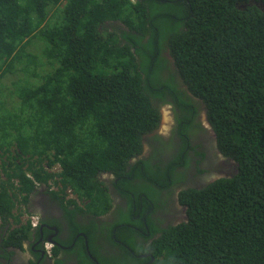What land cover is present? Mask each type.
Listing matches in <instances>:
<instances>
[{
	"label": "trees",
	"instance_id": "obj_1",
	"mask_svg": "<svg viewBox=\"0 0 264 264\" xmlns=\"http://www.w3.org/2000/svg\"><path fill=\"white\" fill-rule=\"evenodd\" d=\"M244 1L0 0V98L3 79L22 74L8 89L21 101L7 108L0 99V230L8 233L0 235L2 247L22 249L29 237L20 206L37 184L57 187L48 192L74 231L82 224L66 208L74 202L67 189L94 214L106 211L109 197L97 174L111 172L127 196V162L158 125V106L171 99L181 110L176 131L183 139L174 167L204 156L186 139L194 103L205 107L217 151L237 167L230 177L181 191L188 221L149 246V264H264V9L239 8ZM33 38L42 42V57L30 50ZM164 45L182 80L163 79ZM45 65L42 75L36 67ZM53 164L59 170L51 171ZM131 172L157 179L146 162ZM128 222L127 215L118 221L125 242ZM1 251L2 258L14 253Z\"/></svg>",
	"mask_w": 264,
	"mask_h": 264
},
{
	"label": "flooded vegetation",
	"instance_id": "obj_2",
	"mask_svg": "<svg viewBox=\"0 0 264 264\" xmlns=\"http://www.w3.org/2000/svg\"><path fill=\"white\" fill-rule=\"evenodd\" d=\"M262 0H247L243 3H239V8L245 9L249 5L259 6L264 9V3ZM162 55L166 58L165 69L162 70L164 80L170 79H181L177 70L176 64L169 54V49L164 45ZM199 103L198 98H194ZM159 102H157L158 104ZM171 99L168 102L162 103L158 106L160 117L162 119V109L167 110L168 115V128L161 130L156 128L148 133H145L142 137L143 149L142 152L137 154L134 158L128 160L126 167L129 174V185L130 188H123L127 196L121 195V182L116 179L113 173L108 172L107 177H98V181L103 182L106 186V193L109 197L110 206L106 211H101L98 214H94L90 209H86L84 203L75 197L76 202H71L66 206L67 209H73L74 215L73 220L82 224L81 229H86L84 232L78 227V230L74 231L71 228V219L66 215V212L61 209L60 203L49 192H37L33 190L31 193L34 195L31 202H27L25 208L38 209L42 217L53 218L56 217L62 224L64 229L53 234L56 241L60 244L56 251V258L62 259L63 264H83L80 263V256L84 259V264H145L141 261L134 259V256L130 252L134 246L145 241V239L151 240L154 236L157 237L165 227L174 226L177 222L182 221L186 217L184 206L175 204L174 202V187L176 182H179L178 188H187L186 182H194L198 186L206 185L218 178L214 177L215 174H206L199 178L195 176L184 174L185 166H176L174 169V162L176 155L182 156L183 139L179 136L177 127V114L178 109H175ZM194 103V102H193ZM194 122L189 131V135L186 137L190 146H196V148L204 152V156L199 166L205 168H211L214 172L227 174L225 167L218 163V156H216V144L215 134L211 129L210 124L206 119L205 107L203 104L194 103ZM161 119L159 120L161 122ZM159 122V123H160ZM214 151V153H213ZM189 153H194V149H189ZM184 156V155H183ZM137 162H146L148 166L152 168L153 176L158 178L162 182H171L166 188H161L164 192H169L172 200L168 198H162L164 192L160 196L157 193L151 191L149 188L155 189V184L148 181L140 176H135L131 172V168ZM194 167L198 164L194 160L190 162ZM190 165V167H191ZM189 168V166H188ZM218 168V170L216 169ZM187 169V168H186ZM224 170V171H223ZM178 173L184 180L178 179L175 182V174ZM231 174V173H229ZM216 178V179H215ZM125 184V183H124ZM42 190V188L39 187ZM180 191V190H179ZM147 193V195H145ZM144 195L147 201L152 199L157 200L156 207H153L145 201L143 204ZM137 197L138 202L135 203ZM66 199L70 198L66 196ZM133 202L131 208L129 202ZM165 203L166 206L158 208L161 203ZM145 207L146 211L142 213V208ZM143 214V215H142ZM124 215H127L131 222H128L129 230L124 231V236L130 235V239L122 240L117 237L120 234L121 228H124L122 223H118ZM42 222L40 221V225ZM6 229L0 231V235L5 236ZM150 233H153L150 235ZM90 240L92 246L89 247ZM0 253L2 249L6 251H13L14 253L7 257H0L1 264H54L55 257L47 255L40 247V243L32 235L22 243V250L25 248L24 253L20 248L15 246H8L6 248L0 241ZM128 243V244H127ZM85 248V252L81 253ZM91 255V256H90ZM139 256H143V253H137ZM136 256V255H135ZM87 257L88 260L85 258ZM96 260V261H95Z\"/></svg>",
	"mask_w": 264,
	"mask_h": 264
},
{
	"label": "clouds",
	"instance_id": "obj_3",
	"mask_svg": "<svg viewBox=\"0 0 264 264\" xmlns=\"http://www.w3.org/2000/svg\"><path fill=\"white\" fill-rule=\"evenodd\" d=\"M262 2V1H261ZM163 110H166L165 108H163L162 109V111ZM168 116V115H167ZM160 119H161V117H160ZM162 119H163V117H162ZM162 119H161V122L160 123H158V125L160 126L161 124H162ZM157 125V126H158ZM169 126H168V124L166 123V128H161V130H165V129H167ZM216 141V140H215ZM216 143V142H215ZM219 153V152H218ZM220 154V153H219ZM136 155H134V156H132V158H134ZM191 157V159L189 160V162H188V166H189V164H190V162L192 161V160H194L195 162H197L198 164V166L200 165V161H197L198 159L197 158H195V157H192V156H190ZM176 159V158H175ZM234 161V160H233ZM196 165V164H195ZM176 166H179V165H176ZM181 166H184V165H181ZM188 166H185L187 169H188ZM195 167V166H194ZM200 168H202L201 166H199ZM183 169V171L185 172L184 174H186V171H187V169ZM203 168H205L204 166H203ZM2 169V168H1ZM174 169H175V167H174ZM131 170V169H130ZM176 170V169H175ZM127 171V170H126ZM127 172H129V171H127ZM111 173V172H110ZM108 175V172H98V174H97V179H98V177L100 178V177H107V175ZM206 174H208V173H206ZM206 174H204V175H206ZM115 176V175H114ZM203 176V175H202ZM199 177H201V176H199ZM198 177V178H199ZM215 177V176H214ZM116 179H118V177H115ZM183 179L184 180V178L183 177H180V175L178 174V173H176L175 174V178H174V182H175V180L177 181L178 179ZM216 178H221V177H216ZM215 178V179H216ZM224 178V177H223ZM149 181V180H148ZM159 179L157 178L155 181H151V182H153L154 184H155V189H152V188H149L151 191H153V192H155V193H157V195L158 196H160L161 195V193L162 192H164V191H162L161 190V188H164V187H160V186H158V183H159ZM213 182V181H212ZM211 183V182H210ZM209 184V183H208ZM208 184H206V185H200V186H198V188H197V186H195V185H197L196 183H192V185H188L187 186V188L186 189H188V187H193V188H197V189H200V188H203V187H205V186H207ZM178 185H179V182H176V184H175V187H174V202H175V204L177 205V204H180V205H182V206H184V208H185V212H186V217H185V219L184 220H182V221H179V222H177L174 226H177V225H180V224H182V223H184V222H187L188 221V212H187V209H188V206L184 203V202H181L180 201V197H179V195H180V193H181V191H183V190H185V188H182V187H179L178 188ZM39 187L40 188H42V190L41 189H39ZM177 188V194H175V189ZM33 190H35V191H37V192H39V191H41V192H48L49 190H51L52 192H57L58 191V189H57V187H55V186H53V185H50V187L49 188H47L45 185H42V184H37L36 186H35V188L33 189ZM180 190V191H179ZM68 192H71V193H73L72 191H71V189H67V191H66V196H68ZM170 193H171V191H169V192H164V195L162 196V198H168V199H170V200H172V198H171V196H170ZM32 194V193H31ZM31 194H30V196H29V199L27 200V202H31V199L33 198L32 196H34L33 194H32V196H31ZM53 196H55V194L53 193L52 194ZM76 193H73V195L72 196H68L70 199L69 200H71V199H74L73 201L74 202H76V200H75V197H76ZM145 195H147V193H145ZM145 195H144V198H143V204H145V201H147V199H146V197H145ZM66 198V197H65ZM78 198V197H77ZM79 200H81V201H85L83 198H78ZM26 202V203H27ZM131 202V201H130ZM130 202H129V206H130ZM138 202V200H137V197L135 198V203H137ZM150 205H151V203H153V207H156V204H157V200L156 199H152V200H150V201H147ZM26 203L25 204H22L21 206H20V208L21 209H23V207H25V205H26ZM132 204H133V202H131ZM163 206H166V204L165 203H161L160 205H159V207L158 208H163ZM146 211V208L145 207H143L142 208V213H144ZM143 215V214H142ZM40 217H41V213L38 211V209H34L33 208V206L31 207V209H27V208H25V210L23 211V213L21 214V216H20V221L21 222H24V223H26L27 221H29V223H30V235H29V237L28 238H30L32 235H34L35 236V239L36 240H38L39 241V243H40V247H41V249L47 254V255H49L50 257L53 255V257H55L56 258V251H57V249H58V247L60 246V244L56 241V239H55V237H54V235L52 234L51 235V233H56L57 234V232H59L61 229H64L63 228V226H62V224L59 222V220L56 218V217H53V218H55L54 220L52 219V218H49L48 216L47 217H42V219H40ZM40 221L42 222V224L40 225ZM130 222H131V219H130ZM174 226H167V227H165V229L164 230H162L161 231V233L157 236V237H153V238H151V240H149L148 241V239H145V241L144 242H142V243H140V244H138L137 246H136V249H137V251L138 252H136V250H135V248H133V249H131V253H132V255L134 256V257H137V256H139V255H137V253H139V252H141V253H143V256L142 257H144L145 259L146 258H148V261H142V263H145V264H149V263H151V262H153L154 261V256L152 255V252L150 251V248H149V246H153L154 244H157L156 243V241L157 240H159L160 239V237L162 236V234L165 232V231H167V230H169V229H171V228H173ZM72 228V227H71ZM78 230V229H77ZM1 231V230H0ZM153 233H150V235H152ZM8 235V233H6L5 232V236L4 237H6ZM27 238V239H28ZM26 240V239H25ZM160 241V240H159ZM23 243V242H22ZM144 248L143 250H142V248ZM146 249V250H145ZM24 250H25V248L22 250L21 249V251H22V254L24 253ZM84 250H85V248H84ZM13 252V251H12ZM136 255V256H135ZM91 256V255H90ZM139 258H140V256H139ZM56 259H58V258H56ZM142 259V258H141ZM62 262H63V260L62 259H60ZM96 261V260H95ZM63 264V263H62Z\"/></svg>",
	"mask_w": 264,
	"mask_h": 264
},
{
	"label": "rangeland",
	"instance_id": "obj_4",
	"mask_svg": "<svg viewBox=\"0 0 264 264\" xmlns=\"http://www.w3.org/2000/svg\"><path fill=\"white\" fill-rule=\"evenodd\" d=\"M118 22L119 21H117V23ZM105 28H106V26L103 27V29H105ZM41 47H43V45H42V42L38 38H33L31 40V48H30V50L34 54L41 55L40 54V52H41L40 48ZM41 57H42V55H41ZM42 60H43V58H42ZM16 64L19 65V62L16 63ZM49 69L50 68H49L48 65L47 66L45 65L42 68H40L39 66L36 67V70L39 73H41L42 75H44L45 73L49 72ZM21 75H22L21 71L17 70V72L15 74L6 76L3 79V81H2L3 85H4V93L6 95L3 96L0 99H2L5 107H7V108H10L11 106L16 105L17 103H19L21 101L17 94L10 93L8 91L9 88H12L11 81L16 80L17 78L21 77ZM39 81H40V79L37 80L36 83L39 84L40 83ZM161 113H162L163 119H162V124L159 127L160 128H166V123H168V121H169L168 116H167V110H163V111H161ZM215 150H216V156H218V163L226 168L225 169V171L227 173L226 175L224 173H222V172H219L218 168H216L218 171L213 173V170L211 168H203V166H201L202 168H200L197 164L195 165V167H193L191 164H189V168L187 169L186 174H188L189 176L190 175L195 176L196 178H198L199 176H202V175H204L206 173H210V174L218 173L217 175H214L215 177H230L233 174H235L236 173V167H237L236 163L232 159L219 154L217 149H215ZM213 153H214V151H213ZM190 165H191V167H190ZM50 170L55 172V171L59 170V167H58L57 164H53L51 166ZM229 173H231V174H229ZM186 183L188 185H192V182H186ZM177 191L178 190L176 188L175 189V194H177ZM72 195H73V193L68 192V196L69 197L72 196Z\"/></svg>",
	"mask_w": 264,
	"mask_h": 264
}]
</instances>
